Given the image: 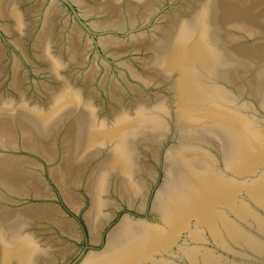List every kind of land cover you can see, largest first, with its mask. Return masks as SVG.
<instances>
[{"label":"water","instance_id":"95a60500","mask_svg":"<svg viewBox=\"0 0 264 264\" xmlns=\"http://www.w3.org/2000/svg\"><path fill=\"white\" fill-rule=\"evenodd\" d=\"M0 264H264V0H0Z\"/></svg>","mask_w":264,"mask_h":264}]
</instances>
